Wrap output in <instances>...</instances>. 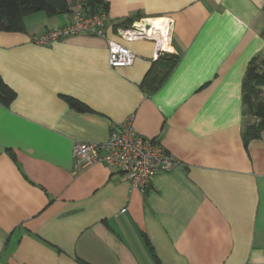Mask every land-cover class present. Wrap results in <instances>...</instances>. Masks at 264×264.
<instances>
[{
	"label": "crops",
	"instance_id": "crops-1",
	"mask_svg": "<svg viewBox=\"0 0 264 264\" xmlns=\"http://www.w3.org/2000/svg\"><path fill=\"white\" fill-rule=\"evenodd\" d=\"M103 2V37L32 43L66 13L0 32V78L14 93L0 104V264H264V131L243 141L264 0ZM134 28L145 37L128 39ZM110 42L131 65L109 67ZM163 54L178 62L149 91ZM127 121L180 168L143 190L104 164L73 170L74 142H103Z\"/></svg>",
	"mask_w": 264,
	"mask_h": 264
},
{
	"label": "built area",
	"instance_id": "built-area-1",
	"mask_svg": "<svg viewBox=\"0 0 264 264\" xmlns=\"http://www.w3.org/2000/svg\"><path fill=\"white\" fill-rule=\"evenodd\" d=\"M83 0H65L70 22L54 27L32 39L35 45L47 46L74 35L103 37L108 17L106 13L88 15ZM143 38L140 31H131L130 37ZM157 47L159 44L157 43ZM160 50V47H159ZM134 55L123 46L109 43L108 65L112 69L132 64ZM72 167L78 171L93 164H104L124 175L130 186L143 190L151 185L158 173L180 168V162L168 154L154 139L138 135L131 121L113 126L103 142H74L71 148Z\"/></svg>",
	"mask_w": 264,
	"mask_h": 264
},
{
	"label": "trees",
	"instance_id": "trees-1",
	"mask_svg": "<svg viewBox=\"0 0 264 264\" xmlns=\"http://www.w3.org/2000/svg\"><path fill=\"white\" fill-rule=\"evenodd\" d=\"M82 7L88 15L106 13V4L103 0H83ZM36 12H44L48 16L68 14L65 0H0V32L23 31V18ZM177 62L176 56L163 54L159 57L157 67L150 70L145 77L149 91H154L164 82ZM262 89H264V61L251 65L244 81L243 103L249 116L254 120L243 132L245 144L250 140L258 139L264 131V100L259 98ZM13 97V91L0 78V104L7 106ZM251 97L254 98L252 102ZM70 104L77 109H83L77 101H70Z\"/></svg>",
	"mask_w": 264,
	"mask_h": 264
},
{
	"label": "rangeland",
	"instance_id": "rangeland-1",
	"mask_svg": "<svg viewBox=\"0 0 264 264\" xmlns=\"http://www.w3.org/2000/svg\"><path fill=\"white\" fill-rule=\"evenodd\" d=\"M264 99V92H262V95H261V97H260V100H263ZM254 100V98L253 97H251V102ZM246 106V105H245Z\"/></svg>",
	"mask_w": 264,
	"mask_h": 264
},
{
	"label": "water",
	"instance_id": "water-1",
	"mask_svg": "<svg viewBox=\"0 0 264 264\" xmlns=\"http://www.w3.org/2000/svg\"><path fill=\"white\" fill-rule=\"evenodd\" d=\"M146 28H148V27H146ZM133 30H134V31H136V29H135V28H134Z\"/></svg>",
	"mask_w": 264,
	"mask_h": 264
},
{
	"label": "bare ground",
	"instance_id": "bare-ground-1",
	"mask_svg": "<svg viewBox=\"0 0 264 264\" xmlns=\"http://www.w3.org/2000/svg\"><path fill=\"white\" fill-rule=\"evenodd\" d=\"M156 22H158V21H156Z\"/></svg>",
	"mask_w": 264,
	"mask_h": 264
}]
</instances>
